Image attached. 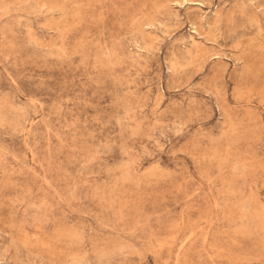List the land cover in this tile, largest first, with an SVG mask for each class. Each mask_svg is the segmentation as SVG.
<instances>
[{"label": "rangeland", "instance_id": "1", "mask_svg": "<svg viewBox=\"0 0 264 264\" xmlns=\"http://www.w3.org/2000/svg\"><path fill=\"white\" fill-rule=\"evenodd\" d=\"M0 264H264V0H0Z\"/></svg>", "mask_w": 264, "mask_h": 264}]
</instances>
